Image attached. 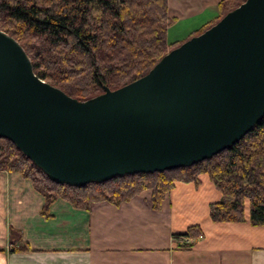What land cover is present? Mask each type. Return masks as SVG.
Returning a JSON list of instances; mask_svg holds the SVG:
<instances>
[{
	"label": "water",
	"instance_id": "95a60500",
	"mask_svg": "<svg viewBox=\"0 0 264 264\" xmlns=\"http://www.w3.org/2000/svg\"><path fill=\"white\" fill-rule=\"evenodd\" d=\"M264 116V0H244L144 75L86 100L38 77L0 30V137L70 186L186 167Z\"/></svg>",
	"mask_w": 264,
	"mask_h": 264
},
{
	"label": "trees",
	"instance_id": "16d2710c",
	"mask_svg": "<svg viewBox=\"0 0 264 264\" xmlns=\"http://www.w3.org/2000/svg\"><path fill=\"white\" fill-rule=\"evenodd\" d=\"M244 0H220L212 19L197 35ZM167 0H0V30L14 37L30 58L34 73L67 95L86 100L146 74L172 48ZM188 39V38H187ZM0 170L18 172L44 197L42 214L56 199L88 210L93 203L127 202L144 190L159 209L176 183L200 182L206 175L219 192L208 205L212 222L264 225V116L230 148L194 163L161 172L116 176L103 182L70 186L50 180L7 138L0 137ZM190 225L176 238H197ZM11 251H28L20 231L9 228Z\"/></svg>",
	"mask_w": 264,
	"mask_h": 264
},
{
	"label": "crops",
	"instance_id": "0c3cea01",
	"mask_svg": "<svg viewBox=\"0 0 264 264\" xmlns=\"http://www.w3.org/2000/svg\"><path fill=\"white\" fill-rule=\"evenodd\" d=\"M220 0H167L170 41H183L214 16ZM219 192L206 175L175 184L159 209L144 190L127 202L93 203L88 210L56 199L42 214L44 197L18 172L0 171V264H264V225L212 222L208 205ZM199 225L197 238H176ZM28 251H11L9 228Z\"/></svg>",
	"mask_w": 264,
	"mask_h": 264
},
{
	"label": "rangeland",
	"instance_id": "374dc122",
	"mask_svg": "<svg viewBox=\"0 0 264 264\" xmlns=\"http://www.w3.org/2000/svg\"><path fill=\"white\" fill-rule=\"evenodd\" d=\"M1 171V170H0Z\"/></svg>",
	"mask_w": 264,
	"mask_h": 264
}]
</instances>
